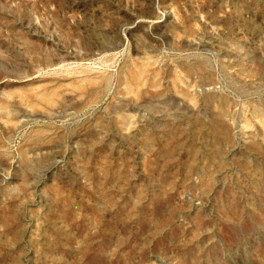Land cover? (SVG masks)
Here are the masks:
<instances>
[{
  "label": "rangeland",
  "instance_id": "rangeland-1",
  "mask_svg": "<svg viewBox=\"0 0 264 264\" xmlns=\"http://www.w3.org/2000/svg\"><path fill=\"white\" fill-rule=\"evenodd\" d=\"M0 264H264V0H0Z\"/></svg>",
  "mask_w": 264,
  "mask_h": 264
}]
</instances>
